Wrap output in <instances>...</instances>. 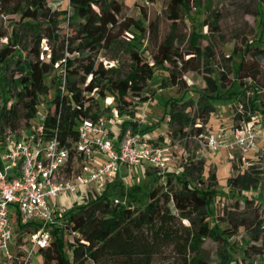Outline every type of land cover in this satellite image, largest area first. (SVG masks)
I'll return each instance as SVG.
<instances>
[{"label": "trees", "instance_id": "obj_1", "mask_svg": "<svg viewBox=\"0 0 264 264\" xmlns=\"http://www.w3.org/2000/svg\"><path fill=\"white\" fill-rule=\"evenodd\" d=\"M0 1L2 6L12 7L14 12L19 13L23 18L22 26L32 31V52L35 56L32 60L22 59L14 42L7 44L0 53L1 133L7 129L38 128L33 131L46 138L57 137L71 146L78 137L79 122L101 114L99 100L107 97L108 91L115 95L117 106L123 112L130 109L127 96L131 93L140 101L150 98L147 92L156 66L172 62L182 64V70H198V64L194 62L195 57L202 53L198 42L193 43L189 51L193 54L190 59L177 56V51L166 42L153 55V62L144 60L142 52L133 49L131 56L135 69L131 76L127 79L115 77V69L109 68L100 58L102 50L113 49L126 32L145 29L141 20L122 16L123 6L117 0H67L74 11L72 16L68 15L67 9L54 8L50 0ZM188 4L187 0H172V18H180L181 10ZM64 22L72 28L67 36L61 34ZM260 23L263 24L261 16ZM13 32L18 35L15 29ZM194 33L200 34L197 31ZM132 45L136 47L134 43ZM256 48L259 63L264 46L257 45ZM11 61L17 68L13 72L16 86L13 92L6 87L5 73L10 69ZM245 64V60L241 59L237 78H256V70L242 74ZM179 77V74L172 73L174 83ZM209 83L213 86L211 80ZM201 96L207 100L201 109V116H205L212 105L207 95L202 93ZM42 102L46 104L44 118L35 121L38 105ZM187 102L176 101L170 119L180 125L184 134V128L191 121ZM255 105L257 113L264 117V99ZM243 115V112H238L237 118ZM126 128L127 125L124 131ZM133 128L134 131H142ZM192 130L200 134L204 128L200 125ZM204 162L203 158H192L187 162L183 174L177 175L178 188L174 186L170 176L172 172L167 168L170 174L167 182L165 185L155 183L143 208L130 206L133 200L130 196L135 200L134 195L128 196L127 205L114 203L116 198L112 193L123 185L121 178L111 184L103 195H85L82 204L68 210L64 226L54 232L50 246L41 250L43 264H153L155 256L166 248L177 254L171 264H210L201 249L203 240L212 236L227 245L228 238L236 231L233 227H221L218 222L212 225L208 220L215 197L213 185L216 175L212 174L213 183L209 182L207 187L199 186L198 183L204 182ZM262 172L259 166L251 163L243 173L232 176L229 184L239 191L255 188ZM161 174L159 172L156 177L157 182ZM184 219L189 224L183 223ZM67 244L70 253L65 251Z\"/></svg>", "mask_w": 264, "mask_h": 264}, {"label": "rangeland", "instance_id": "obj_2", "mask_svg": "<svg viewBox=\"0 0 264 264\" xmlns=\"http://www.w3.org/2000/svg\"><path fill=\"white\" fill-rule=\"evenodd\" d=\"M117 1L123 6L122 16L141 20L145 29L126 32L113 49L102 50L100 58L109 68L115 69V77L127 79L131 76L135 69L131 55L136 48L142 52L143 59L150 62H153V55L166 42L177 51V56L182 55L185 59L193 55L189 51L195 42H198L202 53L194 59L198 70H182V64L172 62L156 66L147 92L150 98L140 101L138 96L131 93L127 96L131 103L128 110L122 112L119 109L115 95L110 91L107 97L100 98L101 114L108 117L109 125L113 128L112 138H117L125 125L127 128L135 127L141 129V133L148 138L170 144L176 156L168 166L171 175L166 169L159 170L145 162L123 166L120 175L123 185L112 193L113 198L125 202L131 197L130 206L143 208L148 201V192L155 183L165 185L170 175L174 186L178 188L180 183L177 175L183 174L186 163L192 158H203L204 182L198 183L199 186L207 187L209 182L213 183L212 174L216 175L213 185L215 197L208 220L212 225L218 222L221 227H233L236 231L228 238L227 245L212 236L206 237L201 245L204 255L210 264H264V117L257 113L255 105L264 99V53L259 63L256 59V46H264V0H187L189 4L181 10L177 20L171 16L172 0ZM50 3L58 10L67 9L69 16L74 14L67 0H50ZM12 9L2 6L0 1V53L7 44L14 42L22 59H35L32 52L34 35L29 28L22 26L23 18ZM260 16L263 24L260 23ZM14 29L17 36L14 35ZM195 31L200 34H195ZM71 32L72 28L64 22L61 34L67 36ZM241 59L246 62L242 74L256 70V78H237ZM10 63V69L5 72L6 87L13 92L16 88L13 72L17 68L14 62ZM57 71L60 72L59 69ZM172 73L180 75L176 83L172 81ZM202 93L207 95L212 105L205 116H201V109L207 100L202 99ZM182 100L189 101L186 108L191 117L184 128L185 134L180 131V125L170 121L172 106ZM238 112L244 114L240 119L237 118ZM44 113V104L40 103L35 121L41 119ZM242 120L254 125L257 137L244 154L247 161L240 163L239 151H234L235 158L232 159L227 144L233 141V129ZM200 125L204 128L203 133L211 130L221 134L226 145L217 149L205 146L196 138L199 134L192 130ZM29 132L30 129L26 128L21 133L22 139ZM0 149L5 156V145ZM251 163L263 171L257 186L240 191L230 186V178L243 173ZM159 172L162 174L157 182ZM129 195H134L135 200ZM83 202V194L62 193L58 195V210L62 213L65 208ZM182 221L189 224L187 219ZM68 246H65V251L70 253ZM245 250L248 253L246 255ZM175 257L177 254L166 248L155 256L153 264H171ZM34 260L41 262L42 258L34 256Z\"/></svg>", "mask_w": 264, "mask_h": 264}, {"label": "built area", "instance_id": "obj_3", "mask_svg": "<svg viewBox=\"0 0 264 264\" xmlns=\"http://www.w3.org/2000/svg\"><path fill=\"white\" fill-rule=\"evenodd\" d=\"M26 128L0 132V148L5 145L7 151L3 156L0 149V264H43L41 250L50 246L71 208L60 213L59 194L97 197L120 178L125 165L145 162L165 170L176 159L170 144L148 138L131 127L112 138L113 128L105 114L81 120L78 137L71 146L57 137L37 134L34 131L38 128H28L29 134L22 139ZM256 137L252 123L242 120L237 124L233 141L227 144L232 159L237 150L240 163L246 162L244 154ZM196 138L209 149L226 145L221 134L211 130ZM114 203L128 204L117 198ZM34 256L42 261H35Z\"/></svg>", "mask_w": 264, "mask_h": 264}, {"label": "crops", "instance_id": "obj_4", "mask_svg": "<svg viewBox=\"0 0 264 264\" xmlns=\"http://www.w3.org/2000/svg\"><path fill=\"white\" fill-rule=\"evenodd\" d=\"M263 129H264V127H263ZM174 161V160H173Z\"/></svg>", "mask_w": 264, "mask_h": 264}]
</instances>
